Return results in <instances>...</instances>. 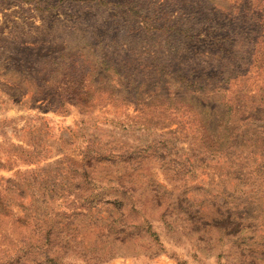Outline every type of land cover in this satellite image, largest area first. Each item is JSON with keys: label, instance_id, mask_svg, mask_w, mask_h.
Listing matches in <instances>:
<instances>
[{"label": "rangeland", "instance_id": "rangeland-1", "mask_svg": "<svg viewBox=\"0 0 264 264\" xmlns=\"http://www.w3.org/2000/svg\"><path fill=\"white\" fill-rule=\"evenodd\" d=\"M28 207L71 219L44 252ZM1 233L0 264H264V0H0Z\"/></svg>", "mask_w": 264, "mask_h": 264}, {"label": "trees", "instance_id": "trees-1", "mask_svg": "<svg viewBox=\"0 0 264 264\" xmlns=\"http://www.w3.org/2000/svg\"><path fill=\"white\" fill-rule=\"evenodd\" d=\"M56 205L60 206L61 203H57ZM63 206H66L63 202ZM83 208V207H82ZM26 214H24L23 219L27 221L29 217H32V224L30 225V220L28 219L29 228H31V234L30 236L25 237V234L21 236L23 246L25 252H28L29 250L36 249L37 252H44L48 250V247H52L53 245H56L61 240H57L55 234L56 231H58L59 228L64 227L68 228L70 224H72L71 219H67L66 221L62 222L63 225L60 226V222L58 220H55V218L58 216L56 212H54L53 208L49 207H43L40 208L38 211L34 208L28 207L26 210ZM72 215V213H68V216ZM42 217V220H38L36 222L35 217ZM13 217L11 218L10 222L12 223ZM38 223V224H37ZM23 224V220H22ZM72 230H76L75 228H72ZM25 232V230H24ZM8 235H4L3 233L0 234V246H3L0 248V251L7 250L10 244H15L16 242L13 240H10ZM69 239L67 238L65 242H68ZM16 245V244H15ZM14 245V246H15Z\"/></svg>", "mask_w": 264, "mask_h": 264}]
</instances>
